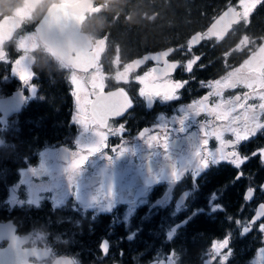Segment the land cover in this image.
<instances>
[{
  "label": "flooded vegetation",
  "instance_id": "1",
  "mask_svg": "<svg viewBox=\"0 0 264 264\" xmlns=\"http://www.w3.org/2000/svg\"><path fill=\"white\" fill-rule=\"evenodd\" d=\"M238 5L239 0H55L35 20H26L29 10L19 7L0 16V261L6 260L8 235L20 239L35 230L46 233L47 248L65 264H264V130L225 149L248 158L240 166L216 158L219 142L208 137L213 158L202 168V125L212 117L187 111L210 91L202 81L221 79L264 44L262 3L223 39L201 40L189 51L193 36L207 32L228 8L240 11ZM79 27L94 40L68 61L53 60L51 49L37 40L45 28L57 40ZM169 49L166 59L177 68L168 78L187 83L177 100L149 101L139 95L143 86L136 78L163 63L144 57ZM84 52L96 53V65L80 71L75 61ZM195 56L200 60L188 72ZM136 60L142 63L127 82L118 80ZM17 61L33 74L29 82L15 74ZM94 72L103 78L105 96L123 89L132 100L101 128L77 119L72 94V76L91 91ZM246 91L225 89L223 97ZM217 100L211 96L209 104ZM97 131L107 135V147L73 171L78 154L87 155L99 142ZM143 131L163 132L167 147L150 145ZM224 139L234 137L226 132ZM224 241V249H214Z\"/></svg>",
  "mask_w": 264,
  "mask_h": 264
},
{
  "label": "snow or ice",
  "instance_id": "2",
  "mask_svg": "<svg viewBox=\"0 0 264 264\" xmlns=\"http://www.w3.org/2000/svg\"><path fill=\"white\" fill-rule=\"evenodd\" d=\"M264 3V0H239L240 11L235 7L228 8L211 27L204 33H197L189 41V51L191 47L201 40L223 39L227 30L233 25L241 21L248 22L249 17L257 5ZM242 43L247 46L251 43L249 37L245 35ZM172 50L161 52L155 56L144 57V60L152 59L157 64L163 63V67H153L143 76L137 77V82L141 84L139 95L151 101L153 98H162L163 100H177L179 96L177 92L183 88L187 81H174L169 79L170 74L177 68L176 63H169L166 59ZM200 60L199 56H195L187 62L186 70L191 72L193 65ZM141 60H136L129 64L125 71L120 73L118 80L124 79L128 73L140 66ZM96 65V53L84 52L76 58L75 68L80 71H87L89 68H94ZM14 72L19 76L22 82H29L33 74L28 72L19 61L14 65ZM75 90L73 96L76 98L78 110L77 119L84 124L92 125L95 128L107 126V119L111 115H121L124 111L132 106V100L127 93L120 89L117 92H110L107 96L104 95L103 78L99 73H93L90 78L91 91H88L82 86L79 78L74 74L71 79ZM202 85L208 87L210 91L202 98L194 101L187 106V111L194 115L206 113L212 117L211 121H206L202 128L204 129V139L202 141V153H198L200 158V167H207L209 160L213 158V154L207 150L208 137H214L219 142V148L215 153V157L220 160H228L236 166H240L248 158L239 155L237 151L226 152L225 149L241 141L249 140L257 135L261 130H264V44H261L255 51H252L247 59L240 64L239 67L233 68L226 76L214 81L201 82ZM243 87L248 91L242 95L237 94L233 97L225 99L223 92L225 89H235ZM34 90V89H33ZM90 96H95L94 100H89ZM215 96L218 98L213 104H209V97ZM258 100L259 103H249V101ZM187 118V117H185ZM183 121H181L182 123ZM210 128V130H209ZM123 126H121V131ZM231 133L234 140H225L224 134ZM99 142L87 149V155L78 154V158L74 159L71 165L73 171L78 170L84 165L88 156L94 155L96 152L107 147V135L97 131ZM142 135L147 136V142L151 144H159L162 147H167L166 135L163 132L148 134L143 131ZM113 151L123 152V149L114 148ZM261 156L264 157V150L261 151ZM175 176V173L173 174ZM227 241L216 242L213 247L220 251L224 249Z\"/></svg>",
  "mask_w": 264,
  "mask_h": 264
},
{
  "label": "clouds",
  "instance_id": "3",
  "mask_svg": "<svg viewBox=\"0 0 264 264\" xmlns=\"http://www.w3.org/2000/svg\"><path fill=\"white\" fill-rule=\"evenodd\" d=\"M55 0H0V16L9 14L12 15L15 8L28 9L29 14L26 20H35L40 15L47 11ZM37 40L46 44L51 51L48 53L51 58L58 63L61 58L67 60L77 51H80L86 44L93 42L94 37L89 34L84 27L72 28L71 30L58 34V39L53 40L51 34L45 28L38 35ZM4 237H0L3 239ZM11 240L8 246L6 260L4 264H65L61 258L54 257L51 251L47 248V235L43 231H33L29 235H25L20 239L7 236Z\"/></svg>",
  "mask_w": 264,
  "mask_h": 264
},
{
  "label": "water",
  "instance_id": "4",
  "mask_svg": "<svg viewBox=\"0 0 264 264\" xmlns=\"http://www.w3.org/2000/svg\"><path fill=\"white\" fill-rule=\"evenodd\" d=\"M66 61H68V59ZM0 264H4V261H0Z\"/></svg>",
  "mask_w": 264,
  "mask_h": 264
},
{
  "label": "trees",
  "instance_id": "5",
  "mask_svg": "<svg viewBox=\"0 0 264 264\" xmlns=\"http://www.w3.org/2000/svg\"><path fill=\"white\" fill-rule=\"evenodd\" d=\"M53 88H54V87L52 86V87L50 88V90L53 89ZM48 94L50 95L51 93H48Z\"/></svg>",
  "mask_w": 264,
  "mask_h": 264
}]
</instances>
